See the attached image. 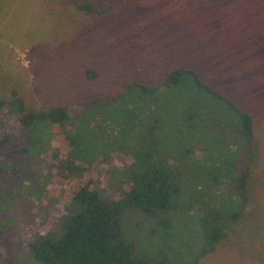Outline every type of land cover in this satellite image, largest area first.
Segmentation results:
<instances>
[{
    "label": "rangeland",
    "instance_id": "obj_1",
    "mask_svg": "<svg viewBox=\"0 0 264 264\" xmlns=\"http://www.w3.org/2000/svg\"><path fill=\"white\" fill-rule=\"evenodd\" d=\"M181 65L193 68L203 82L249 113L253 123L254 153L248 180L251 200L238 220L224 230L225 237L215 251L197 264H264V0H120L101 14L80 13L70 0H0V99L8 101L15 95L31 110L52 104L67 105L73 111L87 109L84 115L78 114L76 129L81 138L72 150L78 162L89 167L78 179H94L93 190L105 201L116 200L127 190L120 170L132 163L131 151L140 142L183 180L195 178L198 183L199 173L208 172L213 165L221 167L217 158L231 160L229 175L234 179L243 168L244 153L229 142L234 140L229 129L237 124V118L225 109L220 113V104L206 109L198 105L200 116L193 127L180 131L162 127L154 135L155 144L148 146V133L126 132L119 126V121L130 119L129 113L137 114L143 106L141 99L126 92L117 101L103 103L130 82L158 85L167 70ZM86 71L91 76L87 77ZM168 98L175 99L173 95ZM146 100L150 108L151 98ZM214 109L217 115L212 121L222 128L215 127L213 137H207L204 128ZM157 116L168 124L177 123L178 115L174 120H166L161 113ZM8 124L15 125L11 117ZM52 129L55 126L39 133L40 142L46 139L49 145L41 159L28 155L27 161L13 169L0 162V180L7 172L10 177L6 181L16 184L13 188L0 184V192L14 201L12 205L19 203L23 208L8 218L4 209L8 200H0V264H39L24 252L22 244L31 235L56 228L63 216L61 209L68 203L67 191L74 182H62L50 166L51 152L59 149L62 153L63 148L61 136ZM70 131L68 128L64 136ZM185 148L194 151L182 155ZM62 154L66 158L73 155L70 151ZM227 179L215 183L214 191L212 183L195 187L193 181L183 189L187 196L211 189L210 198L219 194L213 200V210L230 214L233 208L227 201L222 205L217 202L234 195L233 181ZM180 215L182 221H177L183 233L177 231L175 240L171 232L176 228L170 226L167 241L171 254L185 260L181 250L186 252L185 243L190 248L193 245L188 236L198 230L200 216L191 211ZM175 216L162 219L172 223ZM154 226L134 211L121 216L120 235L132 256L155 258L163 238L154 232Z\"/></svg>",
    "mask_w": 264,
    "mask_h": 264
},
{
    "label": "trees",
    "instance_id": "obj_2",
    "mask_svg": "<svg viewBox=\"0 0 264 264\" xmlns=\"http://www.w3.org/2000/svg\"><path fill=\"white\" fill-rule=\"evenodd\" d=\"M70 1L74 9L80 13L101 14L109 7H114L116 1L120 0ZM202 1L211 3L222 0ZM88 72H85L87 77L91 76L87 74ZM175 91L176 96L174 95ZM126 92L141 99L143 106L137 110V114L129 113L130 119L119 121V126L126 132L137 130L139 133H148V146L155 144L154 135L158 130H162V127L169 129L168 131H180L184 130L185 127L188 129L193 127L194 119L198 115L200 116L197 109L198 105L201 106L200 104H202L206 109L211 104L216 107L220 104L218 109L220 113L225 109L237 118V124L229 129V137L232 134L231 138H234L229 142L241 153H244L245 164L242 166L243 168H240L236 179H234L229 175L231 160L217 158L215 162H219L221 167L213 165L208 169V172L199 173L198 183L195 178L194 181L188 177L183 180L180 173L176 172L174 168L165 167L164 162L154 156L151 151H147L140 142L139 145H135L136 149L131 151V155L129 150L127 151L132 163L128 166L125 165L120 170L119 175L128 185L127 190L121 192L120 198L105 201L93 190L94 179H78L82 178L83 172H86L89 167L78 162L77 157L73 154L75 150H72L80 144L81 134L76 129L80 123L78 114L80 112L84 115L87 109L84 110L81 107L73 111L67 105L52 104L45 109L31 110L26 108L22 100L15 95L11 96L8 101L0 99V162H7L13 169V165H20L27 161L28 155L40 158L46 153L49 145L46 139L44 142H40L39 136L42 133H39L49 126L51 128L55 126L52 131L55 135L61 136L59 145L63 147L62 153L70 151L73 154L66 158L59 152V149L50 154V166L57 170L58 176L62 177V182L69 183L72 180L74 184L67 191L68 203L61 209L63 216L58 220L57 227L37 233L35 236L31 235L22 244L24 252L37 263L187 264L185 263L187 260L190 264H197L200 258L215 251L225 237L224 230L233 225L238 220L239 214L247 208V204L251 200V192L248 186L249 165L254 153L253 123L249 113L241 110L214 86L203 82L197 72L189 66L181 65L170 68L164 73L161 83L158 85L144 86L137 82L127 83L118 93L110 96L103 103L110 104L117 101ZM166 94L173 95L175 99L171 101ZM164 97L165 101L162 100ZM146 98H151L150 108L147 107ZM214 111L204 128L207 137H213L211 131L215 130L216 126H221L219 122L214 123L212 121L217 115V110L214 109ZM146 112L149 113L146 114ZM160 113L166 117V120H174L178 115L179 119L174 120L177 123L173 122L175 129H173L172 124L163 122L157 116ZM10 117L15 122L13 128L8 124ZM68 128H71V131L68 132L67 136H64ZM196 148L198 149V147ZM190 150L185 148L181 154L187 156L194 151V148ZM9 172L11 173V171ZM228 175L229 180L226 178ZM7 177L10 175L6 172L4 179L0 180V184L11 186L10 180L6 181ZM50 177V174L45 176L48 181ZM74 178L77 179L74 181ZM225 179L231 183L233 181L234 188L232 187V191L234 195L231 199L222 198L217 202L222 205L227 201V206L233 208V212L230 214L222 213L216 208L213 210V200L218 198L219 194L213 192L214 197L210 198L211 189L203 188L202 191L188 196L183 189L186 183L193 181L195 187L212 183V190L214 191L215 183L224 182ZM13 186L16 184L13 183L11 187L13 188ZM42 188L44 189V186ZM40 193L39 190L37 196ZM42 195L44 194L42 193L36 201H33V207L37 200L40 201ZM8 198L0 192L1 201L7 202ZM13 202L8 200L10 208L9 206L4 208L8 218L17 210L22 209L23 211V208H19V203H16L17 200H15V205H12ZM203 207L207 209L205 212ZM127 210L139 213L142 217L152 221L155 225L154 232L163 238L162 243L158 245L159 250L156 252L155 258L142 259L132 256L129 247L123 243L119 223L121 216ZM184 211H191L200 217L197 220L198 230H192L188 236L193 243L191 248L188 243L184 244L180 241L181 244L185 245L186 252L181 250L185 254V260H178L177 257L173 256L175 254H171V244H168L167 241L168 231L170 226L176 228L171 232L175 240L178 239L177 231L183 233L179 226L180 221L177 219L182 221L180 214H183ZM172 214H176L172 223L167 218L162 219V217ZM139 226L140 224H137V227Z\"/></svg>",
    "mask_w": 264,
    "mask_h": 264
}]
</instances>
